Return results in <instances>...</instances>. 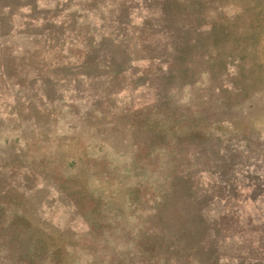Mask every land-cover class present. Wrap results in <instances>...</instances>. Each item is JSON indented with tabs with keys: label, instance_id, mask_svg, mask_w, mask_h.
Segmentation results:
<instances>
[{
	"label": "rangeland",
	"instance_id": "374dc122",
	"mask_svg": "<svg viewBox=\"0 0 264 264\" xmlns=\"http://www.w3.org/2000/svg\"><path fill=\"white\" fill-rule=\"evenodd\" d=\"M163 1L0 0V264H212L187 257L214 226L219 255L264 261V73L239 95L229 58L165 76L185 16ZM201 9L264 64V0Z\"/></svg>",
	"mask_w": 264,
	"mask_h": 264
},
{
	"label": "trees",
	"instance_id": "16d2710c",
	"mask_svg": "<svg viewBox=\"0 0 264 264\" xmlns=\"http://www.w3.org/2000/svg\"><path fill=\"white\" fill-rule=\"evenodd\" d=\"M209 0H194L193 2L190 0H177L175 2L178 9L182 10V15L185 17V23H182L175 33L171 32V36L175 35L170 42V48L173 56V60L168 61L166 74L168 78H172L175 75L184 76L187 78L188 84L194 85L198 83L202 75L208 74L210 79L214 80L217 74L222 73L230 67V62L228 63V58L232 59L233 62V73L235 74L236 79L241 81V84H235L234 93L238 95L241 93L245 94L249 91V89L253 88L256 83V80L259 76L264 73V64H259L255 59L250 57V53L253 50L252 46L248 45V39L245 36L240 38L238 37L234 45L229 46L228 40L232 37V30L221 26L218 28L213 27L210 30L203 29V25L199 22H192V19H202L203 10L201 9L204 5V2ZM177 10V9H176ZM163 17L167 18L169 14H177L174 12L172 7L167 4V0L163 1L162 6ZM168 14V15H167ZM191 19V21H189ZM187 20V21H186ZM169 22V21H168ZM167 21L165 26L167 27ZM153 28V27H151ZM203 30H206L205 32ZM166 32L167 29H165ZM165 34V33H164ZM178 35V37H177ZM202 37H211L217 42L216 49L213 51L208 46V43L205 41V38ZM209 47V48H208ZM239 53V56L236 54ZM177 61L179 67L174 61ZM198 62H203L206 66V69L200 71L198 68ZM166 78V77H165ZM234 87V85H232ZM231 89L233 91V87L230 88V85H225L222 82L219 85V90L222 89ZM221 103H225V99H220ZM199 211H197L198 213ZM217 216V215H216ZM261 218L258 219V222L251 221L249 223L254 224L256 226H261V239L264 241V215H260ZM182 221H185L184 225H182V229L185 230V233L191 235L192 229L189 228L188 221L190 217L180 215ZM198 220L203 224H207L208 221L205 219L203 214L197 217ZM215 218V216H214ZM213 218V219H214ZM239 218V217H238ZM237 219V218H236ZM261 220V221H260ZM18 221H15L11 224V226H6L5 224L0 223V235L3 231H6V227L12 228L16 227ZM255 222V223H254ZM20 223L25 224L26 219L24 217L20 218ZM19 223V224H20ZM214 229H211V241L208 243V247L205 248L208 256H203L201 259H197L195 256H188L187 260H201L200 262L204 263L207 259L208 263L218 264L221 260L230 261L231 263L237 262L239 264L248 263H256L263 264V260L254 259L252 260L249 255H237V256H222L219 255V246L220 241L226 240L225 237H221L222 233H225L221 228L214 226ZM18 230V227H16ZM19 236L23 237V233L18 232ZM224 239V240H223ZM0 244L3 245L0 240ZM180 247H174L175 253H178ZM193 250L197 253L200 252V247H193ZM7 256V253H5ZM9 257V256H7ZM205 257V258H204ZM204 260V261H203Z\"/></svg>",
	"mask_w": 264,
	"mask_h": 264
}]
</instances>
